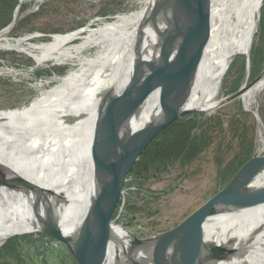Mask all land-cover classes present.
<instances>
[{
	"label": "bare ground",
	"instance_id": "1",
	"mask_svg": "<svg viewBox=\"0 0 264 264\" xmlns=\"http://www.w3.org/2000/svg\"><path fill=\"white\" fill-rule=\"evenodd\" d=\"M157 1L136 0L134 9L139 11L131 25H128V20L122 23L121 15H118L110 20L112 25L108 24L109 27L103 23L92 27L93 22L83 30L54 37L47 44L32 49L39 54V57L36 56L38 66L56 61L58 64L70 65L71 68L60 79L32 85L34 90L52 87L49 91L41 92L28 106L12 112H0V167L52 193L90 191L94 171L86 172L76 183L61 184L80 168L105 154L110 132L130 108L127 104L128 80L144 45L153 37L148 21ZM263 4L264 0H208L207 26L201 49L186 62L191 90L184 109L207 112L219 108L225 102L220 96L222 77L238 52L243 51L247 55V67L250 69L249 56ZM87 29L99 31L95 33L99 39L95 36L94 40L85 41L82 33ZM7 31H0V47L23 50L22 46L34 39L33 36H26L11 41L4 38ZM173 33L174 29H171L160 40L161 51L166 49L169 36ZM80 41L81 44L75 43ZM73 43L76 45L74 48L68 47ZM94 49L95 55L86 59L85 55ZM161 56L164 54L160 53L159 58ZM92 62L95 67H88ZM84 63H88V66L83 67ZM99 69V74L95 76ZM70 91L74 93L72 98L68 97ZM239 95L244 110L257 113L259 99L264 96V75L250 87L242 89ZM47 97L58 105L62 104L52 110L43 103ZM163 99L162 87L155 89L145 101L141 97L136 117L131 121L133 132L143 128L158 115ZM60 112L64 118L62 121L47 118ZM5 141L14 144L16 151L7 148ZM263 149L264 140L250 166L255 171L260 170V175L248 184L250 186L258 185L264 178ZM6 192L0 186V222H7L16 215L13 199ZM219 219H223V228L212 227ZM230 223L239 225L242 231L231 232ZM29 226L3 229L4 232L0 233V246L7 236ZM201 234L204 242H226L230 246L231 241H238L241 249L249 247L240 254L243 258L241 264H264V189H251L230 195L225 214L207 218ZM252 240L255 242L251 243ZM204 254L203 250L199 253L178 252L147 264H186L196 257L201 258L198 264H232L230 258L221 254L207 257Z\"/></svg>",
	"mask_w": 264,
	"mask_h": 264
},
{
	"label": "rangeland",
	"instance_id": "2",
	"mask_svg": "<svg viewBox=\"0 0 264 264\" xmlns=\"http://www.w3.org/2000/svg\"><path fill=\"white\" fill-rule=\"evenodd\" d=\"M135 1L18 0L9 23L0 31L8 29L4 38L11 41L26 36H33L34 39L22 46L23 50L0 47V112H12L28 106L41 92L49 91L52 87L34 90L32 85L60 79L70 70V65L58 64L56 61L38 66L36 56L39 57V54L32 49L47 44L54 37L83 30L93 22L92 27L100 23L109 27L108 24L112 25L110 20L118 15H121L122 23L128 20V25H131L139 11L134 9ZM6 18L3 14L0 22ZM259 27L249 56L250 69L247 67V55L240 51L222 77L220 96L225 102L217 109L193 112L181 118L202 126L196 128L194 134L198 135L206 129L213 135L209 147L197 160L186 168L174 165L148 179H135L127 173L119 195L112 201L105 216L85 224L83 218L80 220L76 215L60 218L58 224L54 225L60 230L57 236L41 232L44 226H29L6 239L0 246L1 249L9 241L15 244L14 254L0 257V264H104L124 247L180 225L222 190L228 179L221 180L219 173L239 155V134L244 133L245 143L252 140L250 159L258 154L261 141L264 140V96L259 99L257 113L254 110L246 112L239 100L240 91L264 75V4ZM98 32L87 29L82 34L88 41L94 40ZM75 43L68 47L74 48ZM95 53L96 49L88 52L85 58L89 59ZM91 65L82 64L83 67H95L93 62ZM97 72L95 76L100 69ZM73 95L70 91L68 97L72 98ZM43 103L52 110L62 104L58 105L48 97ZM47 118L64 120L62 112ZM7 143L5 141V146L13 151L14 144ZM89 207L85 205L82 208V211L86 210L84 215ZM76 228H83V232L75 233ZM229 228L234 233L242 231L239 225L232 223Z\"/></svg>",
	"mask_w": 264,
	"mask_h": 264
},
{
	"label": "water",
	"instance_id": "3",
	"mask_svg": "<svg viewBox=\"0 0 264 264\" xmlns=\"http://www.w3.org/2000/svg\"><path fill=\"white\" fill-rule=\"evenodd\" d=\"M208 0H158L149 18V30L153 34L144 45L142 54L136 60L128 80L127 99L130 107L117 121L108 136L105 148L107 163L93 172L90 191H74L71 194H56L37 187L0 167V186L13 199L16 215L7 222H0V233L7 227L15 229L24 225L44 226L45 234L57 236L60 233L58 220L76 212L83 203L89 209L83 220L94 221L108 212L112 201L119 195L124 176L138 159L142 151L155 140L167 127L182 117L200 110L184 109L191 90L186 62L201 49L207 26ZM174 29L169 36L166 49H159L163 36ZM164 56L159 58V54ZM158 87L163 88V105L158 115L143 128L133 132L131 121L136 117L141 97L143 101ZM135 95V96H134ZM254 157L249 159L236 172L227 185L213 195L202 207L180 225L152 237L130 244L104 264H147L157 262L169 254L178 252L205 251L204 257L221 254L231 259L232 264H241L238 241L204 242L201 228L207 218L224 215L228 199L233 193L251 189H264V178L256 186L250 184L260 170L250 168ZM16 202V204H15ZM223 219L217 220L212 227L223 228ZM108 228V227H107ZM82 233L83 228H76ZM11 236H7L8 239ZM255 241L252 240L251 243ZM75 245V244H74ZM201 258L186 264H198Z\"/></svg>",
	"mask_w": 264,
	"mask_h": 264
},
{
	"label": "trees",
	"instance_id": "4",
	"mask_svg": "<svg viewBox=\"0 0 264 264\" xmlns=\"http://www.w3.org/2000/svg\"><path fill=\"white\" fill-rule=\"evenodd\" d=\"M17 4L18 0H0V17L3 14L7 16L5 20L0 22V29L9 23L11 12ZM242 67L243 61L241 62V69ZM200 127L202 126L194 121H186L183 119L175 121L142 151L138 159L130 167L128 173L135 179L140 180L159 175L174 165L180 168L190 166L192 162L197 160L199 156L207 150L213 139L211 132L206 129L201 131L198 135L194 134V130ZM237 138L240 147L239 155L234 157L233 160L226 165L225 169L219 173L221 180L228 179L229 182L241 166L251 157L252 140L245 143L244 133L239 134ZM104 155L105 154L99 156L90 164L80 168L61 184V186L76 183L86 172L96 171L99 167L105 165L109 160H106ZM217 165H219V163H217ZM84 206L71 215H76V217L82 220L86 211H82ZM14 252L15 244L9 241L0 249V257L14 254Z\"/></svg>",
	"mask_w": 264,
	"mask_h": 264
}]
</instances>
